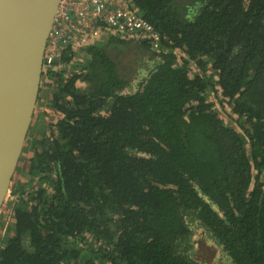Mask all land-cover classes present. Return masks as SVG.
I'll use <instances>...</instances> for the list:
<instances>
[{"label":"trees","instance_id":"obj_1","mask_svg":"<svg viewBox=\"0 0 264 264\" xmlns=\"http://www.w3.org/2000/svg\"><path fill=\"white\" fill-rule=\"evenodd\" d=\"M131 7L158 50L111 36L43 66L0 264H264V0Z\"/></svg>","mask_w":264,"mask_h":264},{"label":"water","instance_id":"obj_2","mask_svg":"<svg viewBox=\"0 0 264 264\" xmlns=\"http://www.w3.org/2000/svg\"><path fill=\"white\" fill-rule=\"evenodd\" d=\"M60 0H0V212L33 123L43 60Z\"/></svg>","mask_w":264,"mask_h":264},{"label":"built area","instance_id":"obj_3","mask_svg":"<svg viewBox=\"0 0 264 264\" xmlns=\"http://www.w3.org/2000/svg\"><path fill=\"white\" fill-rule=\"evenodd\" d=\"M132 1L60 0L43 65L50 66L64 46L70 44L72 48H77L91 45L106 28L126 36L136 34L147 38L151 48L158 50L159 33L147 20L131 10Z\"/></svg>","mask_w":264,"mask_h":264},{"label":"rangeland","instance_id":"obj_4","mask_svg":"<svg viewBox=\"0 0 264 264\" xmlns=\"http://www.w3.org/2000/svg\"><path fill=\"white\" fill-rule=\"evenodd\" d=\"M48 94V89L43 87L42 90L40 91V94L42 96V98L44 99L45 97H47ZM209 99L211 101L215 102V108L216 111L218 113V115L224 120L225 123L227 124H234V120L236 119V115L233 114L230 110V108L228 107V105L225 103L223 104V99L222 97H220L219 92L217 93H212L209 97ZM44 108L47 109V105L44 101L41 102V106L36 107L35 112L37 113L35 117H33V125L32 128L29 130L28 135L32 136V137H36L38 132L40 130H42L43 126L45 124H47V118L48 115H46ZM39 113V114H38ZM49 130H47L48 132ZM32 155V151L30 149V145H29V141L25 143L24 147H23V153L21 155V163L28 165L29 164V156ZM14 178L12 179L11 182V188L13 189L14 186L17 183H24V187H29L28 184H34L36 182V179L33 177H30L23 169L22 170H18L14 173ZM261 179L264 181V172L261 174ZM14 197H8L7 198V202L4 203V207H3V217H4V221L1 220L2 226H1V231H0V238L4 239L5 234H6V226L8 224V220L9 217L11 216V207L10 204L8 205V202H11L13 200ZM6 225V226H5ZM5 227V229H4ZM205 251H207L206 248H204Z\"/></svg>","mask_w":264,"mask_h":264},{"label":"crops","instance_id":"obj_5","mask_svg":"<svg viewBox=\"0 0 264 264\" xmlns=\"http://www.w3.org/2000/svg\"><path fill=\"white\" fill-rule=\"evenodd\" d=\"M132 3H130V5H131ZM131 8V7H130ZM131 10H133L134 12H136L135 11V9H132L131 8ZM137 14H139L138 12H136ZM111 36H115V37H117V38H119V39H125V38H127V36L126 35H124V34H119V33H116V32H113V30L112 29H110V28H106V29H104L103 31H101V34L97 37V39H95V40H93L92 41V44H95V43H98V42H105L109 37H111ZM128 37H134V38H137V39H145V38H143V37H140V36H138V35H136V34H132V35H130V36H128ZM87 46H89V45H86V46H82V47H77V48H72L73 50H74V57H73V60H72V62L70 63V64H68L67 66H68V68L71 70V72H79L80 71V66H79V63H80V60H81V58H82V50L84 49V48H86ZM175 51V50H174ZM47 105V104H46ZM48 109V108H47ZM44 110H46L45 108H44ZM50 112V111H49ZM46 113V112H45Z\"/></svg>","mask_w":264,"mask_h":264},{"label":"bare ground","instance_id":"obj_6","mask_svg":"<svg viewBox=\"0 0 264 264\" xmlns=\"http://www.w3.org/2000/svg\"><path fill=\"white\" fill-rule=\"evenodd\" d=\"M17 33L15 27H2L0 28V44L5 41V39L13 34Z\"/></svg>","mask_w":264,"mask_h":264}]
</instances>
